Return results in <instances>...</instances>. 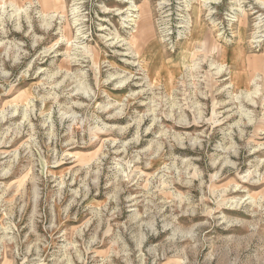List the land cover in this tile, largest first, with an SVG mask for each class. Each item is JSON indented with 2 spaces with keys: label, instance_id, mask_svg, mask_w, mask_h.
Here are the masks:
<instances>
[{
  "label": "rangeland",
  "instance_id": "374dc122",
  "mask_svg": "<svg viewBox=\"0 0 264 264\" xmlns=\"http://www.w3.org/2000/svg\"><path fill=\"white\" fill-rule=\"evenodd\" d=\"M134 1L0 0V264H264V0Z\"/></svg>",
  "mask_w": 264,
  "mask_h": 264
},
{
  "label": "bare ground",
  "instance_id": "6f19581e",
  "mask_svg": "<svg viewBox=\"0 0 264 264\" xmlns=\"http://www.w3.org/2000/svg\"><path fill=\"white\" fill-rule=\"evenodd\" d=\"M119 1H123V2H126V3H129L130 4V7L131 6H134L135 8L132 9L131 11H137L138 10V6L135 4V1L134 0H119ZM210 1V0H209ZM206 2V1H205ZM208 2V1H207ZM43 3H48V2H43ZM162 4V3H161ZM128 10V9H127ZM121 12V11H120ZM197 12V11H196ZM144 13V11H143ZM193 14V13H192ZM197 14V13H196ZM195 14V15H196ZM198 15V14H197ZM131 16H133V18L129 19L130 21H132L136 28H137V35L142 37L144 35L147 34V31H148V26H147V23L145 24V16L144 14H142V10H140L136 15H133L131 14ZM194 16V15H193ZM196 17V16H195ZM198 18V16H197ZM197 21V20H196ZM196 26V24H195ZM195 31V30H194ZM195 33V32H193ZM138 55V53H136V56ZM242 56V55H241ZM254 79V78H253Z\"/></svg>",
  "mask_w": 264,
  "mask_h": 264
}]
</instances>
